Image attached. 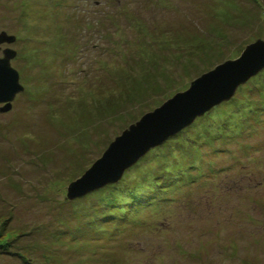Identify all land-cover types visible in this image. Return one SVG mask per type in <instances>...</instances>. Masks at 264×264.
<instances>
[{"label":"rangeland","instance_id":"374dc122","mask_svg":"<svg viewBox=\"0 0 264 264\" xmlns=\"http://www.w3.org/2000/svg\"><path fill=\"white\" fill-rule=\"evenodd\" d=\"M1 31L23 91L0 112V264H264V68L67 197L131 125L264 42V0H0Z\"/></svg>","mask_w":264,"mask_h":264},{"label":"water","instance_id":"95a60500","mask_svg":"<svg viewBox=\"0 0 264 264\" xmlns=\"http://www.w3.org/2000/svg\"><path fill=\"white\" fill-rule=\"evenodd\" d=\"M14 40L6 34L0 36V42L12 43ZM15 55L14 51L7 50L5 57L0 59V104L7 103L0 110L2 113L11 109V102L23 91L19 74L10 65ZM263 68L264 42L258 41L247 47L240 59L228 61L194 81L188 91L177 94L154 112L146 114L116 138L92 168L69 186L68 199L72 201L119 182L124 173L151 149L231 99L240 85Z\"/></svg>","mask_w":264,"mask_h":264},{"label":"flooded vegetation","instance_id":"af4514ba","mask_svg":"<svg viewBox=\"0 0 264 264\" xmlns=\"http://www.w3.org/2000/svg\"><path fill=\"white\" fill-rule=\"evenodd\" d=\"M2 34H6L7 36H9V37H14L15 38V36L14 35H10V34H8L7 32H5V31H1V33H0V36L2 35ZM18 43V40H17V38H15V40L12 42V43H9L8 41H3V42H0V59H3L4 57H5V52L7 51V50H11V51H14L15 53H16V51L12 48L15 44H17ZM16 57H17V53H16V55H15V57L13 58V59H11V61H10V65H11V67L14 69V67H13V64H12V62H13V60L14 59H16ZM1 106V105H0Z\"/></svg>","mask_w":264,"mask_h":264}]
</instances>
